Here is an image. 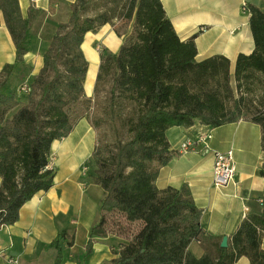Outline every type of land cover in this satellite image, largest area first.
Here are the masks:
<instances>
[{
	"label": "trees",
	"instance_id": "16d2710c",
	"mask_svg": "<svg viewBox=\"0 0 264 264\" xmlns=\"http://www.w3.org/2000/svg\"><path fill=\"white\" fill-rule=\"evenodd\" d=\"M245 8L254 50L238 55L231 75L223 56L196 61V34L181 41L160 0H73L30 77L17 70L30 50L41 10L30 5L22 12L18 0H0L15 52L14 62L0 70V229L15 224L20 209L52 187L51 145L85 119L96 132L91 181L102 190L99 220L89 231L85 255L95 239L117 232L125 240L103 264H237L243 257L249 264H264V208L260 215H247L222 247L219 237L203 231L202 210L187 185L178 190L156 186L160 170L176 155L166 138L172 127L248 122L259 126L264 151V99L258 107L235 97L231 87L233 80L241 90L259 75L264 90V13L252 5ZM114 20L130 23L131 31L116 54L100 53L93 96L86 97L88 63L81 44L87 33ZM23 84L28 92L20 91ZM17 94L25 96L24 103ZM108 124L115 134L112 143L99 132ZM261 176L264 180V165ZM75 236V230L63 229L45 245L54 252L52 264L64 263ZM193 241L202 249L199 258L188 250Z\"/></svg>",
	"mask_w": 264,
	"mask_h": 264
},
{
	"label": "crops",
	"instance_id": "0c3cea01",
	"mask_svg": "<svg viewBox=\"0 0 264 264\" xmlns=\"http://www.w3.org/2000/svg\"><path fill=\"white\" fill-rule=\"evenodd\" d=\"M22 12L30 5L41 10L32 29L30 50L24 56L23 64L17 70L37 73L42 54L59 22L68 18L69 6L73 0H18ZM166 17L181 41H187L196 34V61L214 56H223L230 63L233 75L238 55H250L254 43L249 26V14L242 10L243 4L252 5L264 13V0H160ZM125 34H117L111 24L101 27L96 33H87L81 50L88 63L84 81L86 97L93 96V88L100 63V53L116 54ZM14 46L0 13V70L14 62ZM31 72V73H30ZM31 74V75H30ZM14 78V77H13ZM13 81V80H12ZM12 83H17L15 79ZM25 102L23 94L16 96ZM198 131L211 135L210 148L224 152L233 151L236 172L234 181L224 188L212 186L213 156L201 152V148L180 154L179 146L186 139H194ZM260 128L255 124L240 121L218 128L195 125L189 129L172 127L166 138L176 155L162 168L156 179L159 190L180 189L187 185L195 205L202 210L200 220L203 231L213 237L226 238L241 221L250 214L260 215L264 208V180L261 169L264 165V151L260 146ZM96 144V132L87 120H80L66 137L51 145L50 167L55 175L52 187L39 192L19 211L18 221L0 229V252L3 256L17 259L18 264H52L53 250L50 243L58 231L75 230L74 245L65 251L63 264H103L112 258L111 250L123 242L125 236L110 232L104 238H97L88 255L84 245L90 229L99 220L98 205L102 190L91 181L93 166L90 158ZM264 250V237L261 244ZM188 250L199 258L202 249L198 242H191ZM0 257V264H6ZM237 264H249L240 258Z\"/></svg>",
	"mask_w": 264,
	"mask_h": 264
},
{
	"label": "built area",
	"instance_id": "2783aa9c",
	"mask_svg": "<svg viewBox=\"0 0 264 264\" xmlns=\"http://www.w3.org/2000/svg\"><path fill=\"white\" fill-rule=\"evenodd\" d=\"M242 10L245 12V4L242 6ZM20 91L28 92L29 89L27 84L21 86ZM211 140V135L206 133L198 132L194 139H186L179 146V153L183 154L196 146L201 148V152L211 153L213 156V167H212V186L214 188H224L234 181L236 166L234 161L233 151L231 149L220 152L210 148L209 141ZM3 256L0 252V257ZM5 258L6 264H18L17 259L9 256H3Z\"/></svg>",
	"mask_w": 264,
	"mask_h": 264
},
{
	"label": "rangeland",
	"instance_id": "374dc122",
	"mask_svg": "<svg viewBox=\"0 0 264 264\" xmlns=\"http://www.w3.org/2000/svg\"><path fill=\"white\" fill-rule=\"evenodd\" d=\"M111 25L113 26L114 31H116L119 34L120 33L125 34V37L128 36L131 31L130 23L124 20H114ZM251 82H252L251 84L246 85L241 90H236L235 83L233 80H231V87L233 88L235 97L244 96L246 99L252 101L256 106L259 107L260 103L264 99V90L261 85V77L259 75H256ZM99 132L103 136L105 137L107 136L106 138H104L106 142L112 143L114 141L115 134L113 133L112 128L110 127L109 124L107 126L103 125ZM126 138L127 137H125V135H122V139H126ZM129 231H134V229L133 230L129 229Z\"/></svg>",
	"mask_w": 264,
	"mask_h": 264
},
{
	"label": "water",
	"instance_id": "95a60500",
	"mask_svg": "<svg viewBox=\"0 0 264 264\" xmlns=\"http://www.w3.org/2000/svg\"><path fill=\"white\" fill-rule=\"evenodd\" d=\"M221 246L222 247H225L226 246V238H223L222 239Z\"/></svg>",
	"mask_w": 264,
	"mask_h": 264
}]
</instances>
